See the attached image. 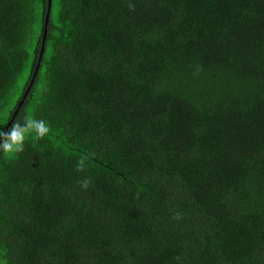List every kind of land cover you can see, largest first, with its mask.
<instances>
[{"label":"trees","instance_id":"16d2710c","mask_svg":"<svg viewBox=\"0 0 264 264\" xmlns=\"http://www.w3.org/2000/svg\"><path fill=\"white\" fill-rule=\"evenodd\" d=\"M47 7L0 0V129L47 126L0 264H264V0H52L40 59Z\"/></svg>","mask_w":264,"mask_h":264},{"label":"clouds","instance_id":"9594fccd","mask_svg":"<svg viewBox=\"0 0 264 264\" xmlns=\"http://www.w3.org/2000/svg\"><path fill=\"white\" fill-rule=\"evenodd\" d=\"M47 126L43 121L28 118L24 123H14L7 131L0 129V151L11 156L13 153L22 150L24 140L30 133L35 132L43 136Z\"/></svg>","mask_w":264,"mask_h":264},{"label":"water","instance_id":"95a60500","mask_svg":"<svg viewBox=\"0 0 264 264\" xmlns=\"http://www.w3.org/2000/svg\"><path fill=\"white\" fill-rule=\"evenodd\" d=\"M51 9H52V0H48V7H47V12H46V17H45L44 39H43V44H42L40 59L42 58V55L44 53L45 38H46V34H47V26H48V23H49ZM16 113H17V111L14 113L13 118L15 117ZM10 124H11V122H9V124L6 126V128H5L4 131H7L8 130Z\"/></svg>","mask_w":264,"mask_h":264},{"label":"rangeland","instance_id":"374dc122","mask_svg":"<svg viewBox=\"0 0 264 264\" xmlns=\"http://www.w3.org/2000/svg\"><path fill=\"white\" fill-rule=\"evenodd\" d=\"M55 8H56V6H54V8H53V9L55 10Z\"/></svg>","mask_w":264,"mask_h":264}]
</instances>
